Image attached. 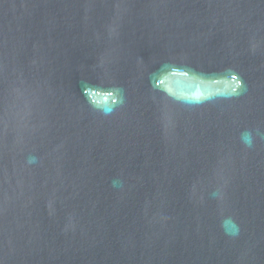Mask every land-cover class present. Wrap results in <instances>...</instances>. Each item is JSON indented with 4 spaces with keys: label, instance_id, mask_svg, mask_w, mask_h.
I'll return each instance as SVG.
<instances>
[{
    "label": "water",
    "instance_id": "1",
    "mask_svg": "<svg viewBox=\"0 0 264 264\" xmlns=\"http://www.w3.org/2000/svg\"><path fill=\"white\" fill-rule=\"evenodd\" d=\"M0 264H264V0H0Z\"/></svg>",
    "mask_w": 264,
    "mask_h": 264
}]
</instances>
